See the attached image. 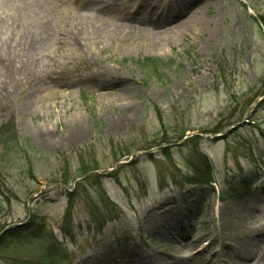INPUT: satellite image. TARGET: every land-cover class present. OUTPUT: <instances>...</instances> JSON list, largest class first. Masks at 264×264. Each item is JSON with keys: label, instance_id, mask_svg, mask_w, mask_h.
<instances>
[{"label": "rangeland", "instance_id": "obj_1", "mask_svg": "<svg viewBox=\"0 0 264 264\" xmlns=\"http://www.w3.org/2000/svg\"><path fill=\"white\" fill-rule=\"evenodd\" d=\"M185 1L191 29L149 25L91 62L56 51L36 80L0 87V129L29 142L7 155L0 137V238L14 235L0 264L38 259L51 234L63 264H264V0ZM82 161L98 177L65 186Z\"/></svg>", "mask_w": 264, "mask_h": 264}, {"label": "bare ground", "instance_id": "obj_2", "mask_svg": "<svg viewBox=\"0 0 264 264\" xmlns=\"http://www.w3.org/2000/svg\"><path fill=\"white\" fill-rule=\"evenodd\" d=\"M56 1L66 4L63 0H0L2 89H14L23 79L36 80L42 63L55 60L56 51L66 49L70 57L91 62L109 42L130 36L149 38L146 26L162 30V36L194 27L193 12H188L185 0H71L73 13L66 9L55 12ZM136 25L144 27L141 32L132 29ZM163 39L148 44V49L163 47L167 37ZM250 248L237 258L249 260ZM138 262L151 264L142 257Z\"/></svg>", "mask_w": 264, "mask_h": 264}, {"label": "trees", "instance_id": "obj_3", "mask_svg": "<svg viewBox=\"0 0 264 264\" xmlns=\"http://www.w3.org/2000/svg\"><path fill=\"white\" fill-rule=\"evenodd\" d=\"M259 20L264 26V16H260ZM142 66L147 70L149 76L158 75L160 67H161V61L157 59L156 60L146 59L142 63ZM4 136H10L9 138L5 140V142L2 143L3 149L7 155L10 154L14 150L15 147L18 150L21 148H24L27 150L29 149V142L27 140L20 139V137L18 136L15 130V126L13 122H8L4 126L1 127L0 137H4ZM185 137H186V133L184 132V134H182L181 136V140H183ZM188 140H195V139H193V137H189L185 140V142ZM125 155H128V154H123L122 156H125ZM81 163H82V166L79 169V173H80L79 176L74 179H65L63 181V184L65 186L72 185L76 180L84 176H86L85 179L90 178V177H94V178L98 177V174H96V171L99 170L97 165L91 164L89 166H86V164H84L83 161ZM198 178L199 177L196 176L195 178H193L194 179L193 182H191V180H188V182H190L191 184H201V185H209L212 182L211 173L206 174L204 179H198ZM0 179H2L1 172H0ZM201 180H203V182ZM71 215H72L71 206L68 205L65 227L69 226V219H71ZM39 219L41 220L39 216L32 215V222H31L32 227L30 226V229H27V232L33 231L34 232L33 234L36 235V237H40L44 233V230H42L41 228L38 229V224H40V226L42 227L41 222L37 223ZM12 238H14V235L9 234L8 232L5 233L4 236L0 238V253L5 252L6 249L12 244L11 243L13 240ZM45 246H46L45 251L42 254V256H40L38 259L34 261H27L21 264H63L69 260V257H70L69 252L66 249H64V245L61 242H59L58 239L54 237L52 234L49 236V239L46 242Z\"/></svg>", "mask_w": 264, "mask_h": 264}, {"label": "water", "instance_id": "obj_4", "mask_svg": "<svg viewBox=\"0 0 264 264\" xmlns=\"http://www.w3.org/2000/svg\"><path fill=\"white\" fill-rule=\"evenodd\" d=\"M264 101V99H261L260 101H259V103H261V102H263Z\"/></svg>", "mask_w": 264, "mask_h": 264}]
</instances>
